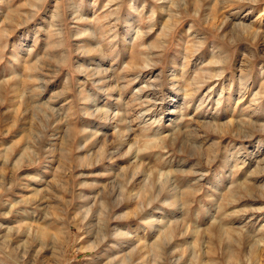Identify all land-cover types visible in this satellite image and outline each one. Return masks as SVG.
<instances>
[{
  "label": "rangeland",
  "instance_id": "rangeland-1",
  "mask_svg": "<svg viewBox=\"0 0 264 264\" xmlns=\"http://www.w3.org/2000/svg\"><path fill=\"white\" fill-rule=\"evenodd\" d=\"M263 184L264 0H0V264H264Z\"/></svg>",
  "mask_w": 264,
  "mask_h": 264
},
{
  "label": "bare ground",
  "instance_id": "bare-ground-1",
  "mask_svg": "<svg viewBox=\"0 0 264 264\" xmlns=\"http://www.w3.org/2000/svg\"><path fill=\"white\" fill-rule=\"evenodd\" d=\"M172 2V1H171ZM242 24V23H241ZM140 32V31H139ZM140 35V34H139ZM139 35L137 36V37H139ZM149 56V55H148ZM153 57H155V56H153ZM149 58V57H148ZM142 59V58H141ZM147 58H146V56L144 55L143 56V59H142V61L143 60H146ZM149 60H150V58H149ZM153 60V59H152ZM213 61V60H212ZM151 63V62H150ZM153 63V62H152ZM210 63H212V62H210ZM210 63H208V64H210ZM217 63V62H216ZM148 64H149V62L147 63V64H145L146 66H148ZM145 66V67H146ZM150 66V65H149ZM211 66V65H210ZM202 69V68H201ZM138 71H140V70H138ZM211 71H213L212 69H211V67L210 68H206L205 69V71L203 72V73H197L199 76H202V75H206L208 72H211ZM99 72V71H98ZM97 72V73H98ZM215 71H213V73H214ZM97 73H95V74H97ZM101 73V72H100ZM99 73V74H100ZM204 73H206V74H204ZM212 73V72H211ZM210 73V74H211ZM216 73V72H215ZM214 73V74H215ZM209 76V75H208ZM208 76H206V77H208ZM212 76H213V74H212ZM220 76V75H219ZM97 77H100V76H97ZM204 77V76H203ZM214 77H215V75H214ZM158 78V77H157ZM209 78H211V76L209 77ZM195 79H197V78H195ZM160 80V79H159ZM193 80H194V78H193ZM157 81L158 80H156V83H157ZM193 82V81H192ZM188 85L190 84V83H187ZM194 84V83H193ZM191 85V84H190ZM156 86V85H155ZM117 87V86H116ZM147 87V86H146ZM182 88H184L185 89V93H184V95L186 96V95H189L188 93H189V89L187 88L186 89V87L187 86H185V87H183V86H181ZM150 88V87H149ZM113 89V88H112ZM144 89V88H143ZM143 89H141V91H143ZM150 91V90H149ZM84 93V92H83ZM139 93V92H138ZM210 93V92H209ZM208 94V93H207ZM139 95V94H138ZM151 95V94H150ZM153 95V94H152ZM156 95H158V94H156ZM146 96V95H145ZM206 96V95H205ZM140 97V96H139ZM189 97V96H188ZM187 97V98H188ZM190 97H191V95H190ZM152 98H155V97H152ZM140 99L142 100V98L140 97ZM118 100H121V99H118ZM145 100V99H144ZM150 101V100H149ZM155 101V100H154ZM147 102V101H146ZM202 103V102H201ZM200 103V104H201ZM149 104V103H148ZM147 104V105H148ZM147 105H145V106H147ZM149 106H151V105H149ZM148 106V107H149ZM148 107H145V108H148ZM144 110V109H143ZM148 110L150 111V109L148 108ZM147 110V111H148ZM153 110V109H152ZM100 111V110H99ZM101 111H103V108L101 109ZM105 112V111H104ZM98 113V112H97ZM106 113H108V111L106 112ZM119 115V114H118ZM143 115V114H142ZM123 119V118H122ZM215 119V118H214ZM251 121V120H250ZM115 122V121H114ZM217 125V124H216ZM243 125V123L241 124V126ZM115 128H117L116 126H115ZM244 129V128H243ZM148 140V139H147ZM159 141V143H160V139L158 140ZM158 141H156V140H151V141H149V142H146V145H144V146H151L152 144H153V146H154V143H156V142H158ZM160 144H162V142L160 143ZM133 146V145H132ZM162 146V145H161ZM239 151H241V150H239ZM236 160H238V159H236ZM239 165V164H238ZM259 182V181H258ZM241 184V183H240ZM260 184V183H259ZM243 185V184H242ZM264 185V184H263ZM231 187V186H230ZM244 187V186H243ZM229 188V187H228ZM233 188V187H232ZM234 189V188H233ZM235 190V189H234ZM244 190V189H243ZM260 190H262V189H260ZM142 191V190H141ZM239 191V190H238ZM128 192V191H127ZM232 192V194H233V191H231ZM263 192V191H262ZM123 194V193H122ZM99 195H102V194H99ZM102 196H99L96 200H95V202L98 200L99 201V199L101 198ZM87 200V199H86ZM104 203H105V201H104ZM96 204V203H95ZM101 205L103 204V203H100ZM117 205V204H116ZM102 208H103V206H102ZM88 209V211H86L87 213L89 212V211H91V208H87ZM92 212V211H91ZM37 218V217H36ZM171 226V225H170ZM169 226V224H168V226L166 227L167 228V231L169 232V231H172V227H170ZM233 229V228H232ZM231 228L228 230V232H232V231H234V230H232ZM118 230V229H117ZM232 230V231H231ZM37 232L42 236V235H45L47 232L43 229V227H38V229H37ZM167 232V233H168ZM173 232V231H172ZM171 233V232H170ZM40 235H38V236H40ZM167 235V234H166ZM41 236H40V238H41ZM124 236V234L123 233H121V232H119V233H116V235L113 237L114 239H111V241H108L107 240V235H105V234H103L102 235V238H101V240L100 241H96L95 242V239H94V243H91L90 244V246H86V248H88V249H93V250H95V249H98L99 248V246L101 245V247H104V246H107L108 248H106L105 249V251H106V253H107V259H106V261L105 262H103L102 264H126V262H127V260H126V256H127V253L125 254L124 252H125V250L123 249V246H122V242L123 241H125V240H122V241H120V239H123L122 237ZM231 236V235H230ZM100 239V238H99ZM91 240V239H90ZM127 241V240H126ZM108 242H110L111 244H109V246H108ZM86 244V243H85ZM155 246H157V243L155 244ZM150 247V246H149ZM83 248V247H82ZM102 251H103V249H102ZM101 253V252H100ZM99 257V256H98ZM104 258V257H103ZM131 258V257H130Z\"/></svg>",
  "mask_w": 264,
  "mask_h": 264
}]
</instances>
